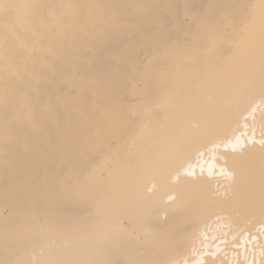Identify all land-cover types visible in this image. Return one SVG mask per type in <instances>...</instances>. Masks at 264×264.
Wrapping results in <instances>:
<instances>
[{"label":"bare ground","instance_id":"bare-ground-1","mask_svg":"<svg viewBox=\"0 0 264 264\" xmlns=\"http://www.w3.org/2000/svg\"><path fill=\"white\" fill-rule=\"evenodd\" d=\"M0 264H264V0H3Z\"/></svg>","mask_w":264,"mask_h":264},{"label":"snow or ice","instance_id":"snow-or-ice-1","mask_svg":"<svg viewBox=\"0 0 264 264\" xmlns=\"http://www.w3.org/2000/svg\"><path fill=\"white\" fill-rule=\"evenodd\" d=\"M13 7V5L5 4L3 0H0V10L7 12Z\"/></svg>","mask_w":264,"mask_h":264}]
</instances>
